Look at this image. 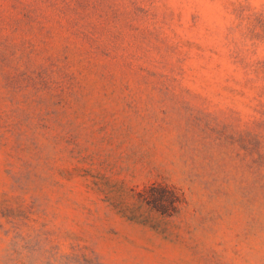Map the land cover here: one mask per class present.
<instances>
[{
	"label": "rangeland",
	"instance_id": "1",
	"mask_svg": "<svg viewBox=\"0 0 264 264\" xmlns=\"http://www.w3.org/2000/svg\"><path fill=\"white\" fill-rule=\"evenodd\" d=\"M0 264H264V0H0Z\"/></svg>",
	"mask_w": 264,
	"mask_h": 264
},
{
	"label": "trees",
	"instance_id": "2",
	"mask_svg": "<svg viewBox=\"0 0 264 264\" xmlns=\"http://www.w3.org/2000/svg\"><path fill=\"white\" fill-rule=\"evenodd\" d=\"M165 191H167V190H165ZM167 192H169V191H167Z\"/></svg>",
	"mask_w": 264,
	"mask_h": 264
}]
</instances>
